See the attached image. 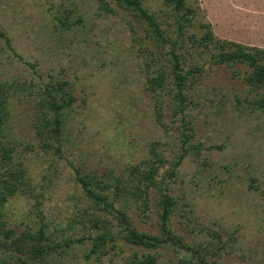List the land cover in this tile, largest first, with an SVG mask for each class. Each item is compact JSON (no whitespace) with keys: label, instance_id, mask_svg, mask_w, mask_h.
<instances>
[{"label":"rangeland","instance_id":"374dc122","mask_svg":"<svg viewBox=\"0 0 264 264\" xmlns=\"http://www.w3.org/2000/svg\"><path fill=\"white\" fill-rule=\"evenodd\" d=\"M189 1L217 37L264 47V0ZM109 2L110 11L100 9L98 0H0V27L8 38V44L0 38V81L15 85L5 135L32 182L30 192L7 203L8 225L20 232L42 222L57 241L93 234L81 223L68 225L83 219L89 205L75 168L120 173L149 158L153 145L165 160L158 178L176 202L170 225L184 242L210 239L208 230L214 229L226 243L217 255L221 264H264V108L250 103L264 97V90L256 95L243 82L246 66L208 62L202 80L187 92L182 124L169 88L155 96L158 104L147 87V75L160 67L150 53L154 42L129 13ZM145 5L168 27L172 18L162 0ZM158 63L169 70L166 59ZM60 80L76 100L65 115L57 152L42 146L36 124L45 109L39 103L44 87ZM159 196L151 188L145 211L129 205L139 229L158 231ZM89 247V240L75 243L54 264H127L134 250L117 246L98 260L85 256ZM162 251L161 261L178 264L173 247Z\"/></svg>","mask_w":264,"mask_h":264},{"label":"trees","instance_id":"16d2710c","mask_svg":"<svg viewBox=\"0 0 264 264\" xmlns=\"http://www.w3.org/2000/svg\"><path fill=\"white\" fill-rule=\"evenodd\" d=\"M98 1L100 9L111 10L109 0ZM112 1L129 13L132 20L141 25L146 38L154 42L155 49L150 50V53L156 60L154 66L160 64V67L155 69L156 73L147 75V87L154 97L159 91L169 88L176 102V112L181 114L182 124L187 122L184 119L187 92L195 82L202 80L208 62L215 65H244L248 70L242 77L243 82L256 95L259 90H264V47L217 37L209 21L198 19V8L189 0H162L168 8L167 15L172 18L168 27L164 26L166 22L154 10L145 5V0ZM58 20L66 26L71 24L64 17H58ZM0 38L8 44L1 27ZM141 43L145 44L146 41L141 40ZM161 58L167 60L168 71L163 64L158 63ZM14 87L13 83L0 81V260L3 263L54 264L61 260L72 245L89 240L90 247L85 256L89 258L95 255L98 260L110 249L117 246L123 248L127 244L134 249L127 258V264H172L171 258L161 261L162 249L169 246L178 252V264H221L217 255L226 243L219 231L210 229V239L188 244L171 227L170 217L176 202L168 192L167 184L158 178L159 167L165 160L153 145L149 158L127 164L120 173H98L96 170L84 172L75 168L76 180L89 205L83 209V219H70L68 225L81 223L84 229L93 231V234L86 237L83 233L78 236L66 235L62 241H57L42 222L20 232L9 226L5 219L7 203L16 194H26L32 189L27 165L16 158L15 149L5 135ZM41 95L43 100L39 103L45 109L36 129L42 138V146H51L60 152L65 115L71 111L76 98L65 80L47 84ZM155 103L159 104L157 98ZM250 103L264 108V97H254ZM159 109L157 106L156 110ZM182 135L184 142L188 140L185 131ZM185 152L183 149L174 160L170 174H175ZM151 188H156L160 194L156 233L139 229L127 212L131 203H137L142 211L148 209ZM261 194L264 197V190H261Z\"/></svg>","mask_w":264,"mask_h":264}]
</instances>
